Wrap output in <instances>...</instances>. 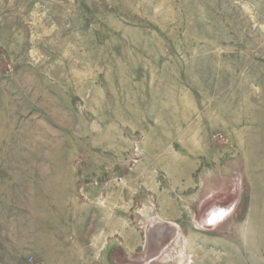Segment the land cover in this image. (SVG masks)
Listing matches in <instances>:
<instances>
[{
  "label": "rangeland",
  "instance_id": "1",
  "mask_svg": "<svg viewBox=\"0 0 264 264\" xmlns=\"http://www.w3.org/2000/svg\"><path fill=\"white\" fill-rule=\"evenodd\" d=\"M0 264H264V0H0Z\"/></svg>",
  "mask_w": 264,
  "mask_h": 264
}]
</instances>
